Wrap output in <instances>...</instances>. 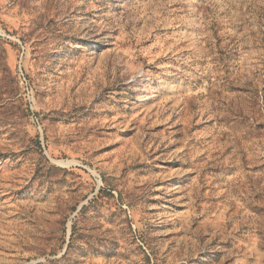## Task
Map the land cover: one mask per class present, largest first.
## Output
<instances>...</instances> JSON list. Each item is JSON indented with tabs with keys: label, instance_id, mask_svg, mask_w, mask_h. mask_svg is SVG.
<instances>
[{
	"label": "rangeland",
	"instance_id": "1",
	"mask_svg": "<svg viewBox=\"0 0 264 264\" xmlns=\"http://www.w3.org/2000/svg\"><path fill=\"white\" fill-rule=\"evenodd\" d=\"M0 264H264V0H0Z\"/></svg>",
	"mask_w": 264,
	"mask_h": 264
},
{
	"label": "bare ground",
	"instance_id": "2",
	"mask_svg": "<svg viewBox=\"0 0 264 264\" xmlns=\"http://www.w3.org/2000/svg\"><path fill=\"white\" fill-rule=\"evenodd\" d=\"M142 100H145V98L142 99ZM194 223H197V218H194ZM206 229H209V228L207 227ZM231 243H232V242H229V241L226 240V239H225V241H222L223 246L230 245ZM240 248H241V247H240ZM234 250H236L235 247H233L229 252H230V253H233Z\"/></svg>",
	"mask_w": 264,
	"mask_h": 264
}]
</instances>
